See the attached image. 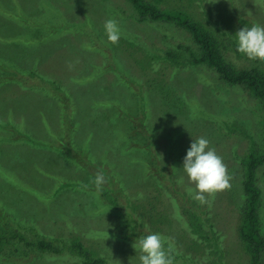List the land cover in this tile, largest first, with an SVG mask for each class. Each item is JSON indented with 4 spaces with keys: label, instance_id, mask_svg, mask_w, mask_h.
Instances as JSON below:
<instances>
[{
    "label": "rangeland",
    "instance_id": "374dc122",
    "mask_svg": "<svg viewBox=\"0 0 264 264\" xmlns=\"http://www.w3.org/2000/svg\"><path fill=\"white\" fill-rule=\"evenodd\" d=\"M261 2L225 0L217 9L235 36L244 27L264 26ZM238 11L245 25L226 18ZM132 16L126 0H0V234L12 223L27 240L37 239L40 229L67 243L79 237L98 256L138 264L140 254L128 240L159 233L180 247L174 264H204L202 251L187 253L192 236L182 218L191 204L222 234L223 240L210 234L209 244H221L228 264H246L236 240L238 154L248 136L259 139V107L203 66L170 67L164 57L172 41ZM110 18L121 29L117 44L105 33ZM132 48L137 51L127 60ZM229 58L237 65L245 60ZM200 137L234 177L229 190L206 197L208 204L189 194L195 186L182 169ZM97 171L106 177L99 196ZM259 183L264 191V166ZM110 199L118 202L116 211ZM129 215L135 220L126 223L130 237L121 239ZM64 258L47 264H77Z\"/></svg>",
    "mask_w": 264,
    "mask_h": 264
},
{
    "label": "trees",
    "instance_id": "16d2710c",
    "mask_svg": "<svg viewBox=\"0 0 264 264\" xmlns=\"http://www.w3.org/2000/svg\"><path fill=\"white\" fill-rule=\"evenodd\" d=\"M126 1L132 5L136 12V17L132 16V18L137 19L140 23L148 22L160 33L161 37L172 41L164 57V61L169 62L170 67L177 69V67L203 66L215 73L226 88L244 90L250 97V104L253 100L257 103L258 112H261L259 117L261 128L259 139L255 140L251 135L248 136V145L238 154L242 173L240 175L242 195L240 198L241 205L239 206L240 222L237 232H235L236 240L239 243L238 250L248 258L246 264H264V191L259 183V169L264 166L263 62L261 60H250L247 57L244 58L243 56L245 55L237 51L236 36L233 35L232 28L226 26L224 22L226 20L225 16L217 9L218 3L225 0H214L210 5L208 2V6H205L207 0ZM260 4L264 9V3L261 2ZM239 8L237 3L234 9L240 10ZM199 11L200 15L198 14ZM31 17H36V20H40L44 18V15ZM226 18L238 19L240 25H245L242 22L243 17L239 11L237 16L231 18L226 16ZM69 24L74 28L73 23L69 21ZM91 33L94 34L93 32ZM179 33L182 36L184 35L183 37L185 38H180ZM134 51L137 50L132 48L128 53L125 50L127 60L131 59ZM230 55L235 56L237 61L243 58L245 60L244 62L242 60L240 63L237 62V65L233 58H229ZM62 59L66 60L65 58ZM255 102L253 103L255 104ZM60 142L63 143V140ZM38 145L46 146L41 141ZM235 153H237V146ZM63 187L64 185L60 188ZM111 199L110 201L115 205L112 209L116 211L115 207L119 206L118 202L116 203V200ZM102 203L105 208L109 207V204H106V200H103ZM183 209L184 215L182 219L184 226L182 229L184 228L192 236L191 245L187 253L195 250L199 254L202 251L205 253L202 256L204 264H228L225 254L221 250V244H209L208 242L210 234L213 237H216V234H219V238L222 236L221 232L217 231V227L214 226V222L209 218H204L201 214L194 213L195 211H200V207H193L190 204L189 210ZM120 210L123 212L125 208L120 206ZM127 217L128 219L126 218L124 221L125 227L121 231V239L130 235H127L126 223L132 220L135 221L131 215ZM10 224L11 230L4 235L0 234V264H36L40 260V264H47L48 261L55 263L60 261L62 254H67V259H71L77 264H119L116 261L113 262L98 256L95 249L86 246L79 237H72L71 241L67 243L62 240V237L58 239L57 235H55V238H53L52 235L46 234L45 230L40 229L37 239L33 237L27 240L25 235L21 233L22 227L20 225ZM142 225L145 226L143 223ZM112 235L115 237V234ZM221 239L223 240V237ZM60 240L62 246L59 244ZM134 243L135 241L128 240V244L133 245ZM172 246L175 260H178L177 254L181 252L180 247L175 246L173 243ZM210 247L219 253V260ZM135 251L141 255L138 248ZM214 257L216 260L212 259ZM67 259L64 258V260ZM180 259L178 260L179 262Z\"/></svg>",
    "mask_w": 264,
    "mask_h": 264
},
{
    "label": "clouds",
    "instance_id": "9594fccd",
    "mask_svg": "<svg viewBox=\"0 0 264 264\" xmlns=\"http://www.w3.org/2000/svg\"><path fill=\"white\" fill-rule=\"evenodd\" d=\"M105 33L109 42L117 44L121 39V29L115 19H108L104 24ZM237 39V51L250 60L264 61V26L253 25L244 27L235 34ZM90 47V46H86ZM183 171L188 180L195 186L188 189L192 198L200 204H208L206 197H215L217 193L229 190L234 178L229 174L223 158L217 154L215 148L210 147V141L204 137L194 139L187 150L183 161ZM183 183V177L178 181ZM96 194L103 190L106 177L102 171H97L93 181ZM167 243V247H166ZM133 247L139 249L141 264H174V249L170 238L159 233L141 236Z\"/></svg>",
    "mask_w": 264,
    "mask_h": 264
}]
</instances>
